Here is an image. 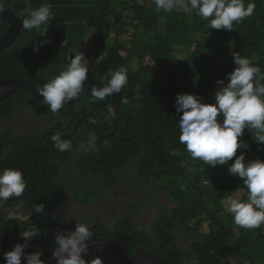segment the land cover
<instances>
[{
	"label": "trees",
	"instance_id": "trees-1",
	"mask_svg": "<svg viewBox=\"0 0 264 264\" xmlns=\"http://www.w3.org/2000/svg\"><path fill=\"white\" fill-rule=\"evenodd\" d=\"M116 1L111 0V11L106 18L110 22V34L95 66L99 75L107 80L121 66L129 72L128 82L123 87L124 103L117 115L118 128L114 131L112 115L108 111L112 107L113 94L102 101L91 97L64 104L60 110L80 108L81 112L67 122L54 120L34 135L23 137L4 133L2 144L10 153L0 164L3 169H20L26 187L21 197L2 201L12 211L25 208L27 215L13 229H8L7 221L0 220L5 232V237H0V264H5L4 253L18 243L25 245L26 253L40 252V259L47 262L51 258L48 245L55 242L57 230L67 234L76 226L59 209L63 196L71 190L77 204L91 206L103 195L101 186L113 191L118 190L124 180L127 189L133 185L131 180L135 178L137 169L142 178L147 176V172H152L155 180L166 182L164 189L176 206L169 208L157 202L156 221L148 232L141 230L128 217L119 218L114 225L98 219L95 225H89L92 238H127L152 252L165 253L177 264H264V224L255 235L244 233L235 227L233 215L226 211V201L229 202L237 192L243 191L242 200L247 201L248 198L242 178L229 172L235 157L226 165L216 166L193 159L179 140L178 121L182 113H177L175 106L178 93L197 95L205 103L214 102L219 88L217 81L223 79L227 82L228 73L235 68L233 60L226 62V43H232L236 53L243 57H260V61L253 65L259 66L260 74L264 75V0H251L256 5L254 13L239 23L234 22L231 31L210 29L208 22L194 12L173 9L167 17L166 30L155 29L152 40H140L137 36L142 27L149 31L158 15L162 14L161 10L148 15L138 0H119L117 4L121 8H131L133 17L127 20L125 11L115 8ZM149 1L154 0H143V3L148 4ZM248 2L250 0H244L245 6ZM103 3L104 0H5V6L25 19L29 18L31 10L43 4L51 6L53 16L39 29H24L20 38L0 55V81L9 77H25L43 87L70 63L69 52L76 47L78 39L83 40L82 46H91L90 55L85 53L86 49L84 51L90 60L89 69L91 57L100 43L95 14L103 9ZM64 13L69 15H62ZM0 24L2 37L10 23L0 18ZM130 27L135 30V38L130 46H126L121 36ZM196 34L210 38L204 47L208 54L202 68L189 64L194 52H200V49L189 50L188 58L178 65L175 47L186 40L185 36L195 37ZM66 38L69 41L61 43ZM134 62H137V67H133ZM53 66L56 68L51 70ZM260 82L264 83V79ZM29 98L44 102L25 88L0 104V113L12 118L17 105ZM84 115L89 118L74 134L77 121ZM92 122H96L97 130L103 136L95 133ZM49 132L66 134V137H61L70 140L72 148L59 151L52 141L54 134ZM255 137L256 130L250 128V131L244 130L240 138L249 144L248 148L237 150V155L244 152L245 162L257 158L264 160V144L257 143ZM67 163H74L78 170L71 183L60 181L61 164ZM130 165L133 171L122 176ZM134 193L133 186L124 193L127 200L120 201L118 206H127L134 210V214H140L148 196L142 198L144 201H137ZM153 196L156 197V192ZM37 204L44 205L43 212L34 211ZM85 218L88 222L93 221L88 216ZM206 223L210 229L207 232L203 231ZM22 225L26 231L37 227L39 233L31 240H25L21 235ZM177 227L182 228L187 236H193L191 251L185 252L180 246L175 235ZM29 241L30 247L27 246ZM104 248L98 246L95 249ZM107 252L125 257L136 254L135 248L128 245H117Z\"/></svg>",
	"mask_w": 264,
	"mask_h": 264
},
{
	"label": "clouds",
	"instance_id": "clouds-1",
	"mask_svg": "<svg viewBox=\"0 0 264 264\" xmlns=\"http://www.w3.org/2000/svg\"><path fill=\"white\" fill-rule=\"evenodd\" d=\"M156 9L172 12L177 6V0H154ZM187 13H195L208 22L210 29L233 30V25L250 17L256 8L255 3L244 0H186L183 5ZM5 10V0H0V13ZM49 4H43L29 13V18L22 21L25 30L39 29L52 19ZM211 18V19H210ZM44 30L43 33L46 32ZM233 62L236 65L228 73V80H218V90L213 103H205L197 95L178 93L176 96V112L179 116V140L186 146L193 159H200L212 166L226 165L233 157L229 172L238 174L248 190L247 201L239 197L229 199L228 211L233 215L234 222L246 229L259 228L264 224V160L256 159L245 162V154L240 148H248L249 144L240 139L245 128L249 126L256 130L255 141L264 144V75L259 66L253 65L246 57L233 52ZM89 58L84 52L73 56L67 67L54 79L39 89L40 96L55 114L68 101L79 96L88 78ZM127 69L121 66L111 74L107 83L100 88H93L91 95L95 100L102 101L127 84ZM109 114L114 110L109 107ZM218 117H223L218 119ZM54 146L59 151L72 148V142L63 139L59 133L52 136ZM26 187L24 175L20 169L5 168L0 172V200L21 197ZM34 211H44L43 204H37ZM87 223L77 222L74 231L63 234L57 230L52 253L56 264H87L84 254L88 253V241L93 233ZM39 233L37 227L22 232L25 240H31ZM40 252L26 253L25 245L18 243L4 253L5 264H46L40 259ZM93 264H102L96 258Z\"/></svg>",
	"mask_w": 264,
	"mask_h": 264
},
{
	"label": "rangeland",
	"instance_id": "rangeland-1",
	"mask_svg": "<svg viewBox=\"0 0 264 264\" xmlns=\"http://www.w3.org/2000/svg\"><path fill=\"white\" fill-rule=\"evenodd\" d=\"M146 9V13L148 15L154 14V12L157 11L154 1H149L148 4H144L143 0H138ZM117 3H120L118 0L115 2V7L118 10L125 11L127 20H131L133 17V13L131 11V8L124 9L121 8ZM186 3L184 0H177V6L174 8L175 11H184L183 5ZM132 5V3H130ZM161 15H158L156 20L152 23L151 28H149V31L146 29V27H142V29L139 31L137 38L140 40H152L155 29L158 30H166V20L167 17L170 16L169 12H164L161 10ZM192 23V19H189ZM1 24H0V34H1ZM135 30L133 28H128L123 35L121 36V40L125 43V45L130 46L134 36ZM78 35V33H77ZM186 40L180 41V43L175 47L174 52L178 55L179 59H177L178 65H181L184 60L188 58L189 50L197 51L200 49V52H194V57L190 60L189 64L191 67H201V64L206 61L208 52L204 50V47L209 43L210 38L203 35L196 34L195 37H192V35L185 36ZM90 40V39H89ZM69 40L66 38L62 40L61 43H66ZM83 41V40H82ZM80 39L77 40L76 47L69 52L71 54V57H73L75 54H77V51L80 49L81 42ZM111 41V39H110ZM110 41L108 42V45L110 44ZM204 43V44H203ZM82 47V45H81ZM226 51L227 59L226 62H231L233 60L232 53L236 51V48L231 43H226ZM252 64L257 63L260 61V57L253 58V57H247ZM52 61V60H51ZM49 61L48 64L51 62ZM63 63V60L61 61ZM147 63H151L150 60H147ZM133 67H137V62L133 63ZM236 67V65H234ZM56 67H50L51 70H54ZM202 68V67H201ZM38 71H41V67L38 68ZM131 74V73H130ZM127 75H129V72H127ZM77 112H81L80 108L71 109L69 111H63L59 110V112L53 114L50 110L47 104L44 102H40L36 100L35 98H29L26 99L24 102H21L16 107V112L12 118H7L3 116L0 113V162L7 157L9 154V151L5 149V147L2 144V137L5 132H12L19 136H31L38 132H40L43 128H47L49 124L52 121H62L67 122L69 119H72L75 117ZM89 118L88 115H84ZM250 128H246L245 131H250ZM260 159V158H257ZM133 166L130 165L128 169L122 174V176H125L128 172H132ZM3 171V168L0 164V172ZM235 175V174H232ZM75 179V178H74ZM66 180L67 183H71L73 179L67 178V176L61 174L60 181ZM135 182L133 185L129 186L128 189H132L133 186L136 184ZM77 185L80 186L79 183ZM86 187V185H84ZM125 188V187H124ZM123 188V189H124ZM145 188L147 192H150L151 189L155 188V185L152 183H146ZM126 189V190H128ZM119 190V189H118ZM114 189L111 191L107 187L101 186V193L103 194L100 198H98L95 202L91 204V206H85V205H79L76 202V199L72 193L71 190H69L62 198V201L59 203V209L61 213L69 220H71L74 224H77V222L80 223H87L88 220L85 218V216H88L90 219H93L91 221L90 225H94V223L98 219H102L103 221H106L110 224H114L115 220L122 216V214H125L126 211L119 209L118 203L123 200H127V196H122V193ZM157 195L161 196V203L167 205L170 208H174L176 203L171 200L169 195L164 192V187L162 186L160 190L156 193ZM243 191L237 192V194L234 195L233 198L239 197L242 200ZM136 194L134 193V197L136 199ZM141 196H144V193H141ZM244 201V200H242ZM246 202V201H245ZM142 203V202H141ZM146 202H143V206H141L140 214H133L130 213L126 217H130L131 219H135L138 223V226H141L143 230L146 232L149 231L152 223L155 220V216L158 214V207L156 205H153L152 201L148 202V205H146ZM147 207V208H145ZM229 208V202L226 201V211H228ZM16 211V212H15ZM12 213L10 211H7L5 208V204L0 200V219H3L7 221L8 223V229L15 228L19 222V217H25L27 215L26 209L22 208L19 210H15ZM129 211L131 212V209L129 208ZM18 215L19 217H13L14 215ZM11 216V217H10ZM85 218V219H84ZM140 227V228H141ZM235 227L239 230H241L244 233H251V235H255V233H258L260 231V228L255 229H246L243 227H240L235 223ZM22 231H26L24 228H21ZM210 229L208 228V223L204 225L203 231L207 232ZM0 233L3 235L2 226L0 225ZM175 233L177 235L178 241L180 246L183 248L185 252H189L192 249V245L194 243L192 237L193 236H187V233L184 232L182 228H177L175 230ZM27 246L30 247V245L27 243ZM38 250V249H36ZM24 261V260H23ZM25 263V261H24ZM243 264H247L244 263Z\"/></svg>",
	"mask_w": 264,
	"mask_h": 264
},
{
	"label": "water",
	"instance_id": "water-1",
	"mask_svg": "<svg viewBox=\"0 0 264 264\" xmlns=\"http://www.w3.org/2000/svg\"><path fill=\"white\" fill-rule=\"evenodd\" d=\"M108 10L107 1L103 7V11L99 14L98 23L102 27V18L106 15ZM6 19L14 23L13 28L10 33L0 40V55H2L8 48H10L18 38L24 33V28L22 26V21L24 20L22 16L12 12L8 7L5 6L3 13ZM103 32L101 33V36ZM89 77V76H88ZM107 79L102 78L95 69L92 73L90 83L86 81L83 91L78 97L73 98V100L66 103L76 102L84 98H91V91L93 88L103 87L107 83ZM30 89L39 95V89L42 88L36 81L25 77H12L4 79L0 82V103L4 100L9 99L13 94H15L20 89ZM117 96L113 102V110L119 114L120 109L124 103V88L120 92L116 93ZM43 99V97L41 96ZM79 128V124L77 126ZM117 245H128L135 248L138 251L139 257H134L132 259H125L122 257L108 256L107 250ZM98 246H105L104 249H95ZM84 258L87 264H93L96 258L102 260V264H177L173 259L167 256L165 253H152L150 250L146 249L137 242L127 239V238H91L88 241V253L84 254ZM50 264H56V260Z\"/></svg>",
	"mask_w": 264,
	"mask_h": 264
},
{
	"label": "bare ground",
	"instance_id": "bare-ground-1",
	"mask_svg": "<svg viewBox=\"0 0 264 264\" xmlns=\"http://www.w3.org/2000/svg\"><path fill=\"white\" fill-rule=\"evenodd\" d=\"M106 1H107V4H108V10H107V13H106V15L102 18V27L99 25V23H98V19H99V14L103 11V9L101 10V11H98L96 14H95V16H96V18H97V28H98V30H99V32H100V43H99V47H98V49L95 51V53L93 54V57L91 58V63H90V66H89V69H88V78H87V80L86 81H88L89 83H90V79H91V77H92V73H93V70H94V67H95V65H96V63H97V61L100 59V57H101V54H102V52L104 51L103 49H104V45H105V42H106V40L108 39V37H109V34H110V22H108L107 20H106V18L109 16V14H110V11H111V0H104V3H103V7H104V5H105V3H106ZM119 1V0H118ZM7 7V6H6ZM12 12H14V13H16L11 7H8ZM116 8V7H115ZM117 9V8H116ZM118 10V9H117ZM17 14V13H16ZM19 15V14H18ZM20 16H22L23 17V19H25L24 18V16L23 15H20ZM0 18H3V19H5V20H7L9 23H10V27H9V29H8V31L2 36V37H0V40L2 39V38H4L7 34H9L10 33V31H11V29L13 28V26H14V23L13 22H11L10 20H8V19H6L5 18V16L4 15H2V14H0ZM103 32V35L101 36V33ZM20 38V37H19ZM18 38V39H19ZM232 44V43H231ZM80 49H81V45H80ZM80 49H79V51H77V53H79L80 52ZM236 52V51H235ZM73 57H71V54H69V58H68V60L69 61H71V59H72ZM9 78H12V77H9ZM6 79H8V78H6ZM2 81V80H1ZM0 81V82H1ZM86 81H85V84H86ZM25 89V88H24ZM20 90H22V89H20ZM19 90V91H20ZM30 90V89H29ZM19 91H17L15 94H13L10 98H12L14 95H16ZM31 92H34V91H32V90H30ZM35 93V92H34ZM35 96L38 98V99H40L41 101H43V99L41 98V96H40V94L39 95H36L35 94ZM117 96V94L115 93L114 94V97H113V102H114V100H115V97ZM9 98V99H10ZM85 99H88V98H84V99H81V100H78V101H76V102H79V101H82V100H85ZM8 100V99H7ZM4 101H6V100H4ZM4 101H2L0 104L2 105L3 103H4ZM76 102H71V103H65V104H73V103H76ZM113 102H112V109H113ZM0 105V106H1ZM2 108V107H1ZM115 114L114 115H112V120H113V124H114V131L115 130H117V128H118V123H117V115H118V113H117V110H116V112H114ZM86 118H88L87 116H83V117H81L78 121H77V123H76V130H75V132H74V134H76L77 132H78V130H79V128H80V126H81V123L86 119ZM78 124H79V128L77 127L78 126ZM92 124H93V127H94V130L96 131L95 133L98 135V136H103V135H101V134H99V132H98V130H97V126H96V122H92ZM43 130V129H42ZM41 130V131H42ZM12 133V132H11ZM114 133V132H113ZM48 134H57L56 132H49ZM4 135V134H3ZM16 135V134H15ZM60 135L61 136H63V137H66L67 135L66 134H64V133H60ZM112 135V134H111ZM19 136V135H18ZM71 136H73V135H71ZM23 137H25V136H23ZM6 149V148H5ZM8 150V149H7ZM9 151V150H8ZM10 153V152H9ZM9 155V154H8ZM8 155H7V157H8ZM6 157V158H7ZM5 158V159H6ZM5 159H3L2 161H4ZM137 164H139V161H137ZM3 168V167H2ZM4 170V169H3ZM78 173V170L75 168V164L74 163H67L66 165H64V164H61V174H63V175H65V176H67V178H69V179H73L74 180V178H75V175ZM127 180H130V179H127ZM133 183H135V182H137L135 185H134V187H135V191H136V194H137V201H140V200H143L142 198L143 197H145V196H148V200L146 201V202H149V201H152L153 202V205H155L157 202L158 203H161V196L160 195H157L156 194V197L155 196H153V193L154 192H158V190H160L161 189V187L163 186V187H165L166 186V182H162V181H158V180H155L154 179V177H152V172H147V176L145 177V178H142V176L140 175V173H139V171H138V169H137V171H136V176H135V178L134 179H132L131 180ZM125 180H124V183H123V185L122 186H118L119 188V191H120V193H122V196H124V193L127 191L126 189H127V187L124 185L125 184ZM146 183H152V184H154L155 185V188L154 189H151V191L150 192H147V190H146V188H145V184ZM125 187V188H124ZM124 188V189H123ZM164 192L165 193H167V191L164 189ZM141 193H144V196L142 197L141 196ZM167 195H169V197H170V194L169 193H167ZM144 201V200H143ZM173 201V200H172ZM3 202V201H2ZM174 202V201H173ZM4 204H5V208H6V203L5 202H3ZM162 204V203H161ZM176 206V205H175ZM168 207V206H167ZM170 208V207H169ZM120 209H122V210H125L126 211V213L125 214H122V216H119L116 220H115V223L119 220V218H121V217H126L128 214H130V213H133L134 214V210L133 209H131V212L129 211V208L127 207V206H123V207H121ZM6 210L7 211H10V213H12L13 211H15V210H9L8 208H6ZM19 210V209H18ZM16 212V211H15ZM11 217V216H10ZM13 217H19L17 214L16 215H14ZM128 218H130V217H128ZM19 219H20V222L21 221H23V217H19ZM156 219V218H155ZM0 220H3V219H0ZM130 220H131V218H130ZM134 220H136V218L135 219H132V221L135 223V225L136 226H138V223H136ZM3 221H5V220H3ZM155 221L156 220H154V222L153 223H155ZM19 222V223H20ZM96 223V222H95ZM95 223H94V225H95ZM114 223V224H115ZM113 224V225H114ZM1 226H2V230H3V235H2V233H0V237L1 238H3V237H5V232H4V228H3V225H2V223L0 224ZM18 226V225H17ZM16 226V227H17ZM93 226V225H92ZM15 227V228H16ZM139 228L141 227V226H138ZM21 228H24L25 229V226L24 225H22V227ZM151 228V227H150ZM178 228V227H177ZM176 228V229H177ZM141 230H143L142 229V227L140 228ZM145 231V230H144ZM24 232V231H23ZM175 235H176V233H175ZM94 238H121V237H94ZM28 244L30 245L31 244V241H29L28 242ZM57 245L55 244V242L54 243H50L49 245H48V248H49V254H50V256H51V258L46 262V264H50V263H52V262H54L56 259L53 257V255H52V253H53V251H54V249H55V247H56ZM38 249H39V247H37ZM136 250V249H135ZM150 252H152V251H150ZM152 253H154L155 254V252H152ZM107 255L108 256H116V257H122V258H125V259H132V258H134V257H139V254H138V251L136 250V254L133 256V257H125V256H120V255H118V254H115V253H108L107 252ZM25 264V263H24Z\"/></svg>",
	"mask_w": 264,
	"mask_h": 264
},
{
	"label": "flooded vegetation",
	"instance_id": "flooded-vegetation-1",
	"mask_svg": "<svg viewBox=\"0 0 264 264\" xmlns=\"http://www.w3.org/2000/svg\"><path fill=\"white\" fill-rule=\"evenodd\" d=\"M90 47H91V46H87V45L84 46V45H83V46L81 47V49H80V52H84L85 49H86L85 53H88V54L90 55V52H91V48H90ZM98 47H99V46H98ZM97 49H98V48H96V50H97ZM96 50H95V51H96ZM80 52H79V53H80ZM92 57H93V55H92ZM92 57H91V58H92Z\"/></svg>",
	"mask_w": 264,
	"mask_h": 264
},
{
	"label": "crops",
	"instance_id": "crops-1",
	"mask_svg": "<svg viewBox=\"0 0 264 264\" xmlns=\"http://www.w3.org/2000/svg\"><path fill=\"white\" fill-rule=\"evenodd\" d=\"M62 15H67V16H68L69 14H68V13H64V14H62Z\"/></svg>",
	"mask_w": 264,
	"mask_h": 264
}]
</instances>
